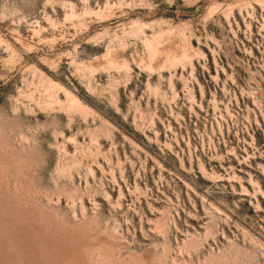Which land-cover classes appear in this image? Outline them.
I'll return each mask as SVG.
<instances>
[{"label":"rangeland","instance_id":"obj_1","mask_svg":"<svg viewBox=\"0 0 264 264\" xmlns=\"http://www.w3.org/2000/svg\"><path fill=\"white\" fill-rule=\"evenodd\" d=\"M0 264H264V0H0Z\"/></svg>","mask_w":264,"mask_h":264}]
</instances>
